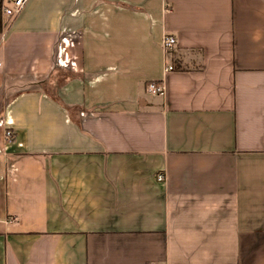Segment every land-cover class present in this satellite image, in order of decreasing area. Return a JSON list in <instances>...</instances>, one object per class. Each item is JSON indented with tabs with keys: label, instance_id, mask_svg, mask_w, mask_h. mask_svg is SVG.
<instances>
[{
	"label": "crops",
	"instance_id": "crops-1",
	"mask_svg": "<svg viewBox=\"0 0 264 264\" xmlns=\"http://www.w3.org/2000/svg\"><path fill=\"white\" fill-rule=\"evenodd\" d=\"M2 20L0 264H264V0Z\"/></svg>",
	"mask_w": 264,
	"mask_h": 264
},
{
	"label": "built area",
	"instance_id": "built-area-1",
	"mask_svg": "<svg viewBox=\"0 0 264 264\" xmlns=\"http://www.w3.org/2000/svg\"><path fill=\"white\" fill-rule=\"evenodd\" d=\"M28 0H12L11 7H3L2 14L8 18L14 17L20 13L23 9L24 5ZM176 46V40L172 36L165 35L162 39V49L165 55H169L173 52L174 47ZM174 69L170 62H167L165 65V72H170ZM147 92L153 95H162L163 86L157 83H150L147 86ZM5 139L7 142H11L13 140L12 133L9 131L5 132ZM156 180L158 182H162L164 180V176L157 175Z\"/></svg>",
	"mask_w": 264,
	"mask_h": 264
},
{
	"label": "trees",
	"instance_id": "trees-1",
	"mask_svg": "<svg viewBox=\"0 0 264 264\" xmlns=\"http://www.w3.org/2000/svg\"><path fill=\"white\" fill-rule=\"evenodd\" d=\"M1 8H2V0H0V32L4 26V23H3V20H2V11H1Z\"/></svg>",
	"mask_w": 264,
	"mask_h": 264
},
{
	"label": "rangeland",
	"instance_id": "rangeland-1",
	"mask_svg": "<svg viewBox=\"0 0 264 264\" xmlns=\"http://www.w3.org/2000/svg\"><path fill=\"white\" fill-rule=\"evenodd\" d=\"M8 7H9V6H8ZM10 7H11V6H10ZM44 89H46V90H47V89H49V87H47V86H44ZM48 91H50V90H48Z\"/></svg>",
	"mask_w": 264,
	"mask_h": 264
}]
</instances>
